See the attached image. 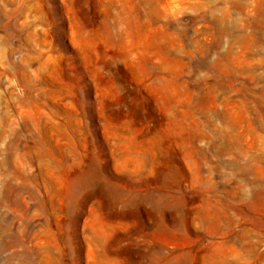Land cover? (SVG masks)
Wrapping results in <instances>:
<instances>
[{"label":"rangeland","instance_id":"1","mask_svg":"<svg viewBox=\"0 0 264 264\" xmlns=\"http://www.w3.org/2000/svg\"><path fill=\"white\" fill-rule=\"evenodd\" d=\"M0 264H264V0H0Z\"/></svg>","mask_w":264,"mask_h":264}]
</instances>
